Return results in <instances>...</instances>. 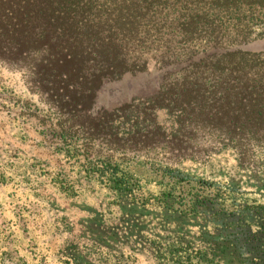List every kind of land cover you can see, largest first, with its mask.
<instances>
[{"label":"rangeland","instance_id":"rangeland-1","mask_svg":"<svg viewBox=\"0 0 264 264\" xmlns=\"http://www.w3.org/2000/svg\"><path fill=\"white\" fill-rule=\"evenodd\" d=\"M241 24L231 49L264 53V17ZM32 65L0 60V264H264L263 125L208 90L204 109H155L152 136L131 139L122 119L90 123L131 103L124 115H140L187 65L106 81L78 117ZM205 73V89L224 80Z\"/></svg>","mask_w":264,"mask_h":264},{"label":"trees","instance_id":"trees-1","mask_svg":"<svg viewBox=\"0 0 264 264\" xmlns=\"http://www.w3.org/2000/svg\"><path fill=\"white\" fill-rule=\"evenodd\" d=\"M247 13L264 17V0H0V60L33 64L43 95L76 117L89 111L106 81L147 73L151 62L158 69L187 65L184 79L161 89L140 115H124L131 103L90 123L96 128L122 119L131 139L152 136L155 129L147 128L155 109L181 113L185 100L204 109L200 93L208 90L217 94L216 109L231 106L246 114L238 123L264 126V53L231 49L245 42L237 27L246 28ZM196 47L203 51L195 64L190 52ZM205 72L224 80L205 89L198 83Z\"/></svg>","mask_w":264,"mask_h":264}]
</instances>
